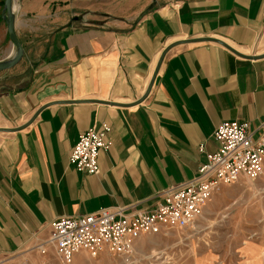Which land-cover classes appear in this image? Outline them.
<instances>
[{"label":"crops","instance_id":"crops-1","mask_svg":"<svg viewBox=\"0 0 264 264\" xmlns=\"http://www.w3.org/2000/svg\"><path fill=\"white\" fill-rule=\"evenodd\" d=\"M3 6L0 60L13 52ZM14 12L25 54L0 73L18 71L25 85L0 90V128L24 125L50 102L129 105L53 103L27 127L0 132V260L63 264L52 246L36 248L53 220L151 206L156 192L194 178L223 121L264 122V57L212 41L172 47L136 103L172 43L210 37L264 54V0H15ZM102 123L111 146L99 172L75 170L69 157L80 134ZM263 236L243 246L246 264H264Z\"/></svg>","mask_w":264,"mask_h":264},{"label":"built area","instance_id":"built-area-1","mask_svg":"<svg viewBox=\"0 0 264 264\" xmlns=\"http://www.w3.org/2000/svg\"><path fill=\"white\" fill-rule=\"evenodd\" d=\"M110 131V125L102 123L80 134L69 157L75 170L99 172L100 153L111 146ZM213 138L217 149L206 153L207 160L194 178L156 192L151 206L139 207L133 202L62 216L50 223V236L36 248L45 253L47 246H52L63 264H71L82 251L92 258L106 251L130 264L135 261L142 236L193 228L203 218L208 202L224 186L242 179L256 181L264 175V122L254 128L249 122L226 120L217 126ZM200 149L204 151V145ZM1 189L0 181V199Z\"/></svg>","mask_w":264,"mask_h":264},{"label":"rangeland","instance_id":"rangeland-1","mask_svg":"<svg viewBox=\"0 0 264 264\" xmlns=\"http://www.w3.org/2000/svg\"><path fill=\"white\" fill-rule=\"evenodd\" d=\"M17 74L18 71L0 73V90L24 86V77ZM209 204L213 206L208 214L204 213L206 219L201 218L194 228L142 236L132 264H246L243 246L256 242L257 233L264 235V175L256 181L242 179L224 186ZM93 262L129 264L106 251L98 258L84 256L77 264ZM0 264L28 263L7 258Z\"/></svg>","mask_w":264,"mask_h":264},{"label":"water","instance_id":"water-1","mask_svg":"<svg viewBox=\"0 0 264 264\" xmlns=\"http://www.w3.org/2000/svg\"><path fill=\"white\" fill-rule=\"evenodd\" d=\"M14 2L15 0H4V6H3V15L2 18L3 20H5L6 25H7V30H8V35L9 38L12 42L13 45V52L12 54L3 60H0V71H6V70H10L12 68H14L16 65H18L21 60L24 57L25 54V50L24 47L21 43V41L19 40L17 34H16V30H15V21H16V14L14 12ZM202 41H212V42H216L219 43L223 46H225L227 49H229L230 51L234 52L235 54L244 57V58H249V59H257V58H263L264 54L261 55H245L240 53L239 51H237L235 48H233L232 46H230L229 44H227L226 42L216 39V38H210V37H204V38H196V39H187V40H183V41H179V42H175L170 44L169 46H167L164 51L161 54V57L159 59V62L156 66L155 72L153 74V77L151 79V82L149 84V87L145 93V95L138 100L136 103L142 101L147 94L150 92L151 87L155 81V78L159 72V69L161 67V64L164 60L165 55L167 54V52L174 47L177 44H181V43H193V42H202ZM76 103V102H93V103H105V104H115V105H120V106H127L129 104H119L113 101H109V100H96V99H89V100H67V101H56V102H50L46 105H43L42 107H40L35 114L33 115V117L24 125L18 126V127H13V128H0V132H13V131H18L21 130L25 127H27L30 123H32L34 121V119L37 117V115L39 114V112L45 108L48 105H51L53 103Z\"/></svg>","mask_w":264,"mask_h":264},{"label":"bare ground","instance_id":"bare-ground-1","mask_svg":"<svg viewBox=\"0 0 264 264\" xmlns=\"http://www.w3.org/2000/svg\"><path fill=\"white\" fill-rule=\"evenodd\" d=\"M195 227V226H194Z\"/></svg>","mask_w":264,"mask_h":264}]
</instances>
